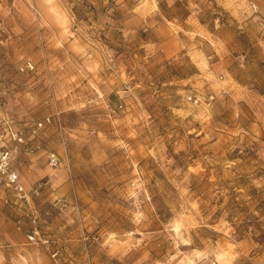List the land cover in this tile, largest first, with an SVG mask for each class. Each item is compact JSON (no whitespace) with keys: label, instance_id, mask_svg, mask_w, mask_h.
<instances>
[{"label":"rangeland","instance_id":"obj_1","mask_svg":"<svg viewBox=\"0 0 264 264\" xmlns=\"http://www.w3.org/2000/svg\"><path fill=\"white\" fill-rule=\"evenodd\" d=\"M49 114L0 264H264V0H0V115Z\"/></svg>","mask_w":264,"mask_h":264},{"label":"built area","instance_id":"obj_2","mask_svg":"<svg viewBox=\"0 0 264 264\" xmlns=\"http://www.w3.org/2000/svg\"><path fill=\"white\" fill-rule=\"evenodd\" d=\"M252 8L257 11L254 4ZM24 68L33 69V64L28 61L24 67H20L21 70ZM52 121L53 117L49 114L27 126H18L11 118L0 115V178L21 202L30 204L33 196L42 195L46 191L47 182L45 180L36 181L29 189L25 188L19 181L20 174L18 170L13 166L14 159L19 151L25 149L28 153H33L39 149L37 136ZM47 161L52 168L59 165V158L54 153L48 154ZM31 222L33 228L27 234V238L29 241L35 242L39 237L36 215L32 216ZM56 254L57 251H53L52 256L54 257Z\"/></svg>","mask_w":264,"mask_h":264},{"label":"crops","instance_id":"obj_3","mask_svg":"<svg viewBox=\"0 0 264 264\" xmlns=\"http://www.w3.org/2000/svg\"><path fill=\"white\" fill-rule=\"evenodd\" d=\"M162 45H163V51L165 53V56H167V57L173 56L176 52L181 51L185 47L182 40L181 39H175V37H170L167 40L163 41ZM38 151H40V150H38ZM16 169H18V168H16ZM18 172L20 174L19 181L24 185L25 188L29 189L33 185L32 183L35 181H33L31 184L30 183L26 184V181L24 180V178H22L20 171H18Z\"/></svg>","mask_w":264,"mask_h":264}]
</instances>
